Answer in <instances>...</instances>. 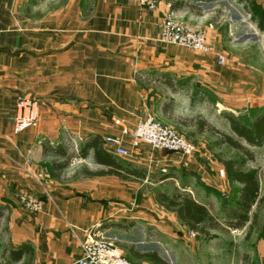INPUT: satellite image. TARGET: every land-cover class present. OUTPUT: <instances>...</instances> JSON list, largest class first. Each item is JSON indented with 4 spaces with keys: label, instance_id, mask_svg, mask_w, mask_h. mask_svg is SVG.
Here are the masks:
<instances>
[{
    "label": "crops",
    "instance_id": "1",
    "mask_svg": "<svg viewBox=\"0 0 264 264\" xmlns=\"http://www.w3.org/2000/svg\"><path fill=\"white\" fill-rule=\"evenodd\" d=\"M180 1L188 6L174 10L173 0H159L154 10L138 0H0V264H7L8 243L29 244L33 250L13 264H74L95 227L124 230L125 222L133 226L139 220L158 226L150 208L157 218L159 213L170 218L165 223L170 229L176 223V231L183 235L186 230L190 237L193 231L177 214L157 202L156 189L148 191L135 177L86 173L109 169L94 159L97 137L108 154L130 167L105 138L121 136L129 146L125 131L148 117L175 128L195 151L186 156L158 149L140 153L137 148V159L195 176L196 182L167 191L191 194L214 215L213 206L219 214L214 217L226 226L224 208L239 205L242 184L228 176L219 159H234L240 152L190 119L203 117L240 140L227 115L250 124L264 111V0ZM170 12L202 31L210 51L161 42L160 23ZM22 99L36 103L38 120L16 133ZM44 143L63 145L66 154L56 156ZM254 148L264 170V142ZM226 150L232 156H224ZM55 159L69 161L59 179L52 175ZM172 172L167 178L175 181ZM259 176L262 201L251 215L258 210L262 228L248 237L249 222L238 227L244 229L242 235L226 226L231 239L246 240L247 248L232 245L222 230H214V253L203 252L213 257V264H235L233 251L247 254L251 264H264V182ZM26 195L41 200L40 210L29 209ZM133 259L134 264H152Z\"/></svg>",
    "mask_w": 264,
    "mask_h": 264
},
{
    "label": "trees",
    "instance_id": "2",
    "mask_svg": "<svg viewBox=\"0 0 264 264\" xmlns=\"http://www.w3.org/2000/svg\"><path fill=\"white\" fill-rule=\"evenodd\" d=\"M186 5L183 1L177 0L172 2V9H180ZM230 122L232 131L240 138H243L247 144H243L239 140L233 138L231 135L226 134L220 129L215 128L201 117L191 118V121H196L200 130L205 127L215 131L223 143H226L231 148L238 150L248 160L254 161L255 153L250 148L251 146H259L264 142V111L255 115L250 124L244 123L234 115H227ZM95 149L94 159L96 163L108 166L107 171L89 172L93 175L111 174L128 180L132 177L144 179L147 176L146 169L124 167L112 155L108 154L102 147L101 140L97 137L93 143ZM44 148L51 151L56 156H63L66 154V148L62 146H54L49 143H44ZM83 155L86 154L85 148L82 149ZM226 166L228 176L235 182L242 184V189L239 197V205L236 207L224 208L228 221L226 222L229 227H242L249 222V237L251 231L256 228H262V222L258 220V213L255 211L251 215L254 206L259 208L262 199L259 198L260 192V176L258 170H244L235 159H219ZM69 161L55 159L52 161L51 170L54 178L59 179L60 173L68 166ZM167 178V175L166 177ZM155 198L157 202L168 211L177 214L178 218L188 226L191 231L197 232L203 236H209L214 230H221L222 225L219 223L214 215L210 212L209 208L198 203L191 194L182 192L178 188H174L171 192L156 190ZM128 250V252L135 259L146 258L152 264H170L163 258L157 251H138L134 246H126L117 243ZM6 255L8 254L7 264L18 263L26 254L32 255L29 244H22L19 247L13 246L11 243L6 245ZM247 258V257H245Z\"/></svg>",
    "mask_w": 264,
    "mask_h": 264
},
{
    "label": "rangeland",
    "instance_id": "3",
    "mask_svg": "<svg viewBox=\"0 0 264 264\" xmlns=\"http://www.w3.org/2000/svg\"><path fill=\"white\" fill-rule=\"evenodd\" d=\"M209 51H210V48H209ZM203 53H207V52H203ZM201 118L203 119V117ZM208 130L209 132H212V134H217L215 131H212L211 129H208ZM241 140L243 141L242 143L246 144V141L240 138L239 141L241 142ZM210 143L215 144L213 141ZM222 144L225 145L226 143L222 142ZM141 146L144 148L140 150ZM126 147L130 150L131 154L128 157H125L124 158L125 160L123 161L127 166H130L133 168H139V169H146L147 171L146 178L144 179L141 178L137 180V182L142 183L144 187L147 188L148 191H153L155 189L162 190V191H167V190L170 191L172 187H175L174 185L178 184L179 186H181L184 183L196 182L195 176L193 175L191 176L190 174H187L184 171L175 169L176 167L172 168L168 166H163L161 164H153V163H149L146 161H140L139 159H137L136 157L137 151L140 153L141 151L150 153L151 151L155 150V148H153L149 143L139 141L138 143H131L129 144V146H126ZM137 148L138 150L136 151ZM250 148L253 149L254 146H251ZM222 154L224 156H232L231 152L227 150L224 151ZM256 155L257 154H255V157ZM223 159H228V158L225 157ZM234 159L238 161L241 165H243L244 170H249L252 166H255L256 168L258 167L257 170L258 172L261 173V180H262L261 182H264V179H263L264 170L262 168V165L256 162V159H254V161L248 160L241 153H238V156L235 157ZM170 172L176 175L174 179L175 181H172V179L164 178ZM210 208L213 211L214 215L219 217L218 212L215 213V209L213 208V206H210ZM151 209L152 208H150L148 212L152 213V216H154L157 219L158 223H160L158 226H153V228H150V226L147 225V223H145L142 220H139L140 222H137L135 225L132 226V225H129V221H128L125 223L126 225L128 224V226H130L129 228L127 226V229H124V230L120 228L119 229H109V232H105V235L109 237L110 239H112L115 245H118L117 243H119V244L126 245V246H134L136 250L143 251V252L157 251L170 264H213L214 263V259L212 256H206V257L203 256L204 249H206L207 251H210V253L212 252L214 253V248H215V238H214L215 235L214 234H210V235H213L212 237L211 236L203 237L201 235L199 236L198 233H196V235L194 236L191 232L190 237H188L187 235L188 231L183 230L184 233L182 235L180 234V232L176 231V229L180 227L175 223V221H173V225L175 223L177 228L175 227V230H172L165 224L167 221L168 222L171 221L170 218L168 216L167 217L164 216L162 213H159V217L157 218L153 214L154 212H157V211L151 212L152 211ZM222 223L227 226L225 222H222ZM226 226L225 227L223 226L221 229L223 232V233L221 232L222 237L224 239H228L229 242H232L233 243L232 245L234 244L239 245V243H241V246L246 245V248H247L248 243L245 242L246 240H241V242H239L237 238L232 240L231 234L228 233V231L232 230L231 233L242 235L244 233V229L238 228L239 229L238 231L236 227L232 228V227L227 226L230 229L229 230ZM153 234H155V236ZM204 240H206V242H204ZM229 242L226 243L228 247L231 246L229 245ZM117 247L122 251L124 256L134 261V259L131 257V254L128 252V250L126 251V249L121 248L122 246L120 245ZM232 255L235 258V264L241 263L240 261L241 259L239 260V258H242V264H251L250 260L247 257V254L243 253L242 255H240L238 254V252L236 253L235 251H233Z\"/></svg>",
    "mask_w": 264,
    "mask_h": 264
},
{
    "label": "built area",
    "instance_id": "4",
    "mask_svg": "<svg viewBox=\"0 0 264 264\" xmlns=\"http://www.w3.org/2000/svg\"><path fill=\"white\" fill-rule=\"evenodd\" d=\"M142 7L149 10L157 8L159 0H138ZM160 40L166 44H173L182 48L208 52L209 45L205 34L178 21L175 14L170 12L160 23ZM219 62L224 63L225 58L219 57ZM36 103L29 100H21L16 117L15 132L19 133L32 126L38 120L36 115ZM131 137L132 143L139 141L149 143L153 148L170 153H180L186 156L194 154L195 146L171 126L148 117L141 121L132 131H125ZM105 142L114 147L118 156L128 157L131 153L125 146L121 136L109 135ZM75 145L77 143L75 142ZM24 201L30 210L37 212L41 208V200L33 196H24ZM193 235L196 232H192ZM74 264H133L115 243L105 235L99 227H95L88 234L82 244V255Z\"/></svg>",
    "mask_w": 264,
    "mask_h": 264
}]
</instances>
